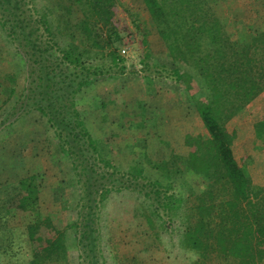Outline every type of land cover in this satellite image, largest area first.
Returning a JSON list of instances; mask_svg holds the SVG:
<instances>
[{
  "label": "trees",
  "instance_id": "obj_1",
  "mask_svg": "<svg viewBox=\"0 0 264 264\" xmlns=\"http://www.w3.org/2000/svg\"><path fill=\"white\" fill-rule=\"evenodd\" d=\"M142 1L164 45L155 57L147 47L149 30L140 23L132 28L119 15L118 0H71L52 20L48 11L36 16L32 0H0L1 30L15 55L26 57L29 79L18 96L16 65L0 70V84L10 86L0 111L13 99L11 114L24 105L39 111L77 184L99 195L83 196L88 211L74 224L87 254L94 251L88 220L100 201L140 186L150 189L145 194L153 210L171 217L193 198L183 244L199 253L197 264L215 256L223 264H264V184L253 180L247 167L254 156L244 151L264 139V25L253 22L252 35L231 18L227 0ZM58 34L69 42L61 45ZM131 38L140 46L141 69L129 68L122 54ZM141 72L150 91L171 79L175 96L165 122L156 121L155 94L148 92L144 103L141 86L130 83ZM108 78L119 81L115 98L101 93ZM131 102L135 107L125 111ZM128 131L144 136L141 155L125 143ZM184 176L189 182L179 190L176 180ZM37 177L25 175L8 187L0 228L11 209L38 212L26 226L33 264H68L66 229L41 212Z\"/></svg>",
  "mask_w": 264,
  "mask_h": 264
},
{
  "label": "rangeland",
  "instance_id": "obj_2",
  "mask_svg": "<svg viewBox=\"0 0 264 264\" xmlns=\"http://www.w3.org/2000/svg\"><path fill=\"white\" fill-rule=\"evenodd\" d=\"M118 3L119 15L124 17L132 28H135V23L147 27L149 30L147 47L154 57L162 53L163 42L143 1L118 0ZM69 4L71 0H32L31 5L36 9L32 10L36 16L48 11L52 20L61 11L60 5ZM226 6L231 10V18L234 21L238 19L243 21L252 35L255 33L251 28L253 22L256 26L264 25V0H227ZM227 17L231 19L230 16ZM6 38L0 27V70H12L16 65V89L19 96L29 80L27 60L26 57L15 55L12 44L6 42ZM57 39L63 46L69 42L68 36L61 34H58ZM126 41L127 44L122 50V54L127 59L126 65L129 68L141 69L140 46L134 38ZM154 61V59L150 60L153 66ZM164 82H157L156 89L150 91L144 72L130 79L131 84L141 86L144 103L146 99L149 100L148 92L155 94L154 109L157 112L155 118L156 121L163 122H165L164 110L175 96L171 79L168 78ZM117 85H119L118 80L108 78L104 81L101 93L106 97L115 98L111 92ZM9 88V85L0 84V105L8 99ZM13 103L14 99L8 103V106H2L0 111V122L5 121L4 126L0 127V203L9 192L8 187L25 175L36 174L41 212L51 215L59 228L66 229L68 264H197L200 259L199 253L183 244V233L187 226L183 219L189 213L190 205L194 202L193 198L184 201L179 212L171 217L162 208L159 212H155L152 208L155 204L154 206L151 204L154 200L145 194L150 189L140 186L136 189L114 190L102 202L100 201L95 214L93 213L88 220L91 224L89 227L93 230L94 251L87 254L89 248L85 249L80 243L81 233L74 224L83 223L82 212L84 211L85 214L88 211L86 206L81 207L86 203L83 196L87 199L90 194V198L99 199V195L92 187L84 189L82 184H77L70 160L61 152L54 129L49 126L46 117L37 110L27 112L25 105L19 106L11 114ZM132 104L134 102L128 103L123 109L131 112L135 107ZM152 108L149 107V111ZM247 121L246 119V124ZM130 132L125 134V143L141 155L145 148L144 136L134 132L136 134L133 137ZM247 144L249 145V142ZM255 146L258 147L254 149L255 147L249 145L244 149L254 156L247 168L256 183L264 184V139L259 140ZM98 176L94 175V177ZM94 177L89 184L94 182ZM189 178L184 176L176 180L179 190H186L183 181L189 182ZM37 214L38 212H21L17 209H11L6 215L4 214L7 216L4 217V222L8 223L0 228V264H33L26 226L36 218ZM83 228L81 227L80 231ZM6 238L12 241L8 243ZM210 264L223 263L215 256L210 260Z\"/></svg>",
  "mask_w": 264,
  "mask_h": 264
}]
</instances>
